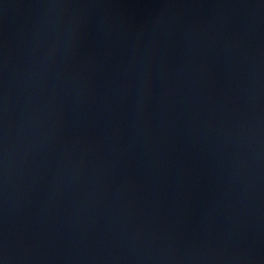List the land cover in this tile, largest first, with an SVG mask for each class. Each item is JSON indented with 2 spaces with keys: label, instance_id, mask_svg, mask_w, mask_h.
<instances>
[{
  "label": "water",
  "instance_id": "1",
  "mask_svg": "<svg viewBox=\"0 0 264 264\" xmlns=\"http://www.w3.org/2000/svg\"><path fill=\"white\" fill-rule=\"evenodd\" d=\"M190 264H264V0H246L240 17Z\"/></svg>",
  "mask_w": 264,
  "mask_h": 264
}]
</instances>
